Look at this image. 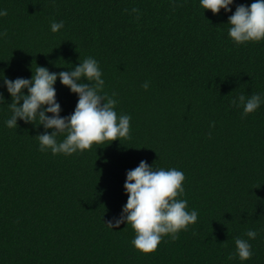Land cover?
Listing matches in <instances>:
<instances>
[{
	"label": "trees",
	"instance_id": "obj_1",
	"mask_svg": "<svg viewBox=\"0 0 264 264\" xmlns=\"http://www.w3.org/2000/svg\"><path fill=\"white\" fill-rule=\"evenodd\" d=\"M0 9V76L64 71L91 56L115 111L130 116L120 142L42 152V125L5 126L11 97L0 80V264H264V103L246 115L230 105L264 93V40L235 44L231 11L213 14L199 0H0ZM53 20L63 21L56 33ZM54 87L67 116L77 96L59 79ZM141 159L181 170L178 198L197 211L148 254L130 243V225L107 224L126 203V170ZM248 229L257 232L253 255L230 258Z\"/></svg>",
	"mask_w": 264,
	"mask_h": 264
},
{
	"label": "clouds",
	"instance_id": "obj_2",
	"mask_svg": "<svg viewBox=\"0 0 264 264\" xmlns=\"http://www.w3.org/2000/svg\"><path fill=\"white\" fill-rule=\"evenodd\" d=\"M199 4L213 14L221 9L225 13L231 11L227 17L228 36L235 44L264 40V0H252L248 5L237 4L234 11L231 9L234 0H199ZM131 11L138 12L135 7ZM6 14L5 9H0V16ZM49 27L56 33L63 28V21L53 20ZM57 79L77 96L75 107L67 116L59 114L61 106L56 100L54 87ZM0 80L11 97L8 104L10 116L5 120V126L17 128L18 118L34 126L42 125L46 131L35 136L42 152L70 155L93 145H106L114 140L120 142L129 136L130 116L118 115L115 111V93L109 96L103 92L102 72L98 61L91 56L64 71L50 72L47 67L37 65L28 78L9 79L2 75ZM142 87L147 89L148 82L145 81ZM3 101L4 95L0 93V103ZM262 103L264 93L247 97L239 94L230 100L231 106L242 107V115L254 112ZM60 135L62 140L57 139ZM183 181L181 170L154 168L141 159L138 166L126 170L123 183L126 203L119 215L107 224L112 228L121 223L130 225L135 232L130 241L132 246L145 254L155 252L164 235L175 240L181 230L197 220V211L188 210L187 200L178 198L184 193ZM244 235L247 239L239 236L234 239L235 251L229 253L230 258L235 255L240 261H246L253 255L249 240L255 239L257 232L248 229Z\"/></svg>",
	"mask_w": 264,
	"mask_h": 264
}]
</instances>
